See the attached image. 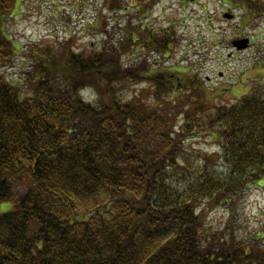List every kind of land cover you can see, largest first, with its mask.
<instances>
[{"label": "trees", "instance_id": "1", "mask_svg": "<svg viewBox=\"0 0 264 264\" xmlns=\"http://www.w3.org/2000/svg\"><path fill=\"white\" fill-rule=\"evenodd\" d=\"M22 1L0 0V205L12 203L0 264H264V225L235 226L247 191L264 187V84L207 111L195 93L212 90L197 75L127 63L132 48L170 51L173 27L137 37L106 24L116 46L33 42L20 63L3 21ZM106 1L114 13L156 2ZM244 3L262 13L264 2ZM199 133L216 138L217 155L188 149ZM219 209L224 226L208 220Z\"/></svg>", "mask_w": 264, "mask_h": 264}, {"label": "rangeland", "instance_id": "2", "mask_svg": "<svg viewBox=\"0 0 264 264\" xmlns=\"http://www.w3.org/2000/svg\"><path fill=\"white\" fill-rule=\"evenodd\" d=\"M245 1L264 2L156 0L147 10H141L132 1L128 13H114L106 0H23L14 10L15 13L8 14L3 25L23 47L22 55L18 58L20 63L30 60L31 50L26 45L33 42L45 41L52 46L72 36L71 47L74 50L86 49V52H90L100 50L103 45L110 48L116 46V38L105 41L102 36L106 24H109L111 33L117 34H122V29L131 24L136 36L144 32L142 27L151 30L154 36L173 27L175 41L170 51L161 53L132 48L126 54L129 57L126 61L133 64L146 57L153 69L160 66L167 70L184 71L178 73L181 76H185L186 72L197 75L204 87L212 91L201 92L200 96L195 93L196 99L208 108L207 111H212L216 106L233 104L243 94L264 84V7L261 14H256L258 10L243 6ZM98 18L103 19L100 25L86 30V24ZM247 38L250 44L247 49L235 48L236 42ZM12 70L22 71L18 67ZM124 96L127 94L124 93ZM183 121L181 115L178 128ZM186 145L200 154L217 155L219 152L216 138L208 133L197 134L188 139ZM15 184L17 190L22 191L24 185L28 186L30 182L24 177V184H19L17 179ZM11 208L12 203H2L0 214ZM227 217L228 213L219 209L209 215L208 220L215 226H224ZM263 218L264 187L251 188L240 203V211L235 217L238 233H254L258 226L264 225Z\"/></svg>", "mask_w": 264, "mask_h": 264}, {"label": "water", "instance_id": "3", "mask_svg": "<svg viewBox=\"0 0 264 264\" xmlns=\"http://www.w3.org/2000/svg\"><path fill=\"white\" fill-rule=\"evenodd\" d=\"M248 43H249V40L244 39V40H241L239 42H236L235 46L237 47V49H245L248 47Z\"/></svg>", "mask_w": 264, "mask_h": 264}]
</instances>
